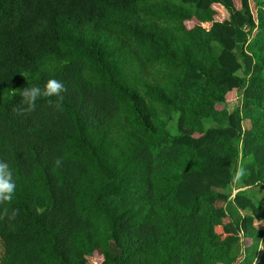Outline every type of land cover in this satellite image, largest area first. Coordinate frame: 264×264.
Here are the masks:
<instances>
[{"label":"trees","instance_id":"obj_1","mask_svg":"<svg viewBox=\"0 0 264 264\" xmlns=\"http://www.w3.org/2000/svg\"><path fill=\"white\" fill-rule=\"evenodd\" d=\"M259 187L264 0H0V264H264Z\"/></svg>","mask_w":264,"mask_h":264},{"label":"rangeland","instance_id":"obj_2","mask_svg":"<svg viewBox=\"0 0 264 264\" xmlns=\"http://www.w3.org/2000/svg\"><path fill=\"white\" fill-rule=\"evenodd\" d=\"M253 5V3H252ZM214 8L218 11H220L222 14H224V11L222 8H220L219 6H214ZM255 11V10H254ZM255 13V12H254ZM203 27L208 29L209 28V24H203ZM229 99V103L228 104V108L231 110L233 109L234 107L238 106L239 105V102L240 101H236V95L233 94L231 95L230 97H228ZM240 166V163H239V160L237 161V167H236V175H235V180H234V183L232 185V194H236L237 192L239 191H242L244 190V188H242V182H241V178H240V174H241V168L239 167ZM240 168V169H239ZM249 192L251 193H257L256 197L260 200V201H264V189L263 188H255V189H252V190H249ZM262 199V200H261ZM258 202V201H257ZM259 203V202H258ZM230 210H231V207H230ZM261 223H258V225H260ZM264 223L262 222L261 225H263Z\"/></svg>","mask_w":264,"mask_h":264}]
</instances>
